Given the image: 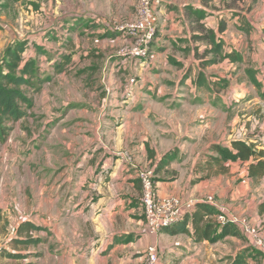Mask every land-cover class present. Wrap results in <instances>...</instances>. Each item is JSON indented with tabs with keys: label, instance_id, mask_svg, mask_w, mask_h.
<instances>
[{
	"label": "rangeland",
	"instance_id": "374dc122",
	"mask_svg": "<svg viewBox=\"0 0 264 264\" xmlns=\"http://www.w3.org/2000/svg\"><path fill=\"white\" fill-rule=\"evenodd\" d=\"M193 1L196 0L156 1L154 36L142 46L145 55L138 56L133 51L140 36L133 28L137 0H0V58L10 43L6 31L17 38L36 39L43 49L37 56L40 77H47L41 89L32 95L30 115L14 124L4 147H19L24 156L31 153L30 171L21 166L14 179L11 172L7 173L8 187L1 197L14 200L9 205L12 214L18 209L21 213H33L25 206L33 197L34 175L61 177L65 159L73 162L76 157L93 153L79 171L85 177L84 188H88L97 175L104 176L108 171L101 166L96 174L86 172L93 159H99L95 157L98 152L101 156L110 151L117 158V168L122 161L120 156L126 153L123 165L137 172L138 167L153 168V163L147 165L149 162L143 157L150 152L173 144L190 150L195 138L192 127L204 126L209 119L201 98L218 96L178 80L190 61L189 47H184L189 40L185 20L168 3ZM249 3L250 0H211L208 10L217 14L228 9L244 12ZM63 13L100 18L97 24L91 20L89 27H85L73 18L59 21ZM83 18L89 20L85 15ZM205 22L216 25V19L215 24L210 18ZM28 50L33 52L31 47ZM53 50L71 54L70 63L61 72L51 65L53 59L59 58ZM193 70L195 66L191 77ZM223 70L220 64L207 68L217 78L224 76ZM194 117L200 119L192 121ZM187 149L183 150L189 156ZM142 150L144 154L140 153ZM96 196L93 191L87 198L95 200ZM140 199L141 188L133 195L135 210L124 214L115 209L110 220L99 217L100 224L87 212L81 217L71 214L65 218L58 211L50 209L48 216L40 209L34 213V222L44 227L46 220L52 223V229L31 232L30 236L38 235L42 240L30 245H13L10 240L16 236L17 224L5 213L0 223L1 256L11 251L29 254L19 259L5 258L1 264H147L144 249L136 243L137 237L141 243L144 237L137 234L143 226L139 220L145 221ZM9 227L14 229L13 233H8ZM240 243L242 237L230 235L213 243L206 241L197 256L189 254L186 264H232L239 254L247 257L244 264H261L253 251L239 247Z\"/></svg>",
	"mask_w": 264,
	"mask_h": 264
},
{
	"label": "crops",
	"instance_id": "0c3cea01",
	"mask_svg": "<svg viewBox=\"0 0 264 264\" xmlns=\"http://www.w3.org/2000/svg\"><path fill=\"white\" fill-rule=\"evenodd\" d=\"M199 1L196 0L188 4L199 5ZM181 5L176 4L173 6H177V9L174 10L179 11L181 17H183ZM155 6L154 4V8ZM249 6L248 10L244 12L242 10L238 11L239 14L234 16H228L227 10L218 14L212 12V15L205 19H213L214 24L216 19V25L206 24L205 19L203 20L207 27L215 30L219 19L224 20L226 29L221 35L224 38L225 46L221 52L226 49L228 52L231 50L239 51L243 56V60L241 62H231L225 58L206 66L205 72L208 74V78L200 86L193 83V78L197 72L198 59L192 54V46L197 45L198 51H200L206 44L192 42L190 35L187 33V28L185 29L186 38L189 41L184 47H189L188 54L190 59L186 69L189 67L192 70V67L195 66V70H193L195 74L191 77V71H189L187 78L184 77L182 79L180 77L178 79L179 83H181L182 79L184 80V85L201 90L207 89L209 93L218 96L201 98L209 119L204 126L197 124L192 127L191 132L195 134V138L192 143L193 146L189 148L190 150L182 148V144L180 148L177 144H173L172 147L167 146L162 151L150 152V155L146 154L143 157L146 162H149L147 165L151 166L150 164L153 163L152 169L157 167L155 171L153 170L155 196L157 198L177 196L183 201L198 200L210 203L225 215V221L237 226L238 236L242 237V243H240L239 247L248 245L254 248L253 239L255 237L264 239V211L261 210L259 205L264 200V175L249 176L247 171L248 161L243 163L217 161L213 158L216 153L208 151V147L212 142L228 144L231 139L238 138H250L257 148L264 149V0H250ZM207 8L209 9L210 7L207 6ZM237 20L239 22H236ZM6 32L8 33V42L17 39L16 35ZM217 64H220V67L224 69L222 72L224 76L220 77H226L229 82L228 86L222 90H219L217 86H213L208 81L210 78L213 80L221 79L216 76L212 77L209 74L210 72H207L209 66ZM246 69L253 70L255 78L262 83V87L257 88L249 80ZM211 86L213 88L209 89L208 87ZM198 119L200 118L194 117L192 121H197ZM0 146H2L0 148V223L6 213L9 216V220L16 221V228L25 220L39 225L34 222L36 218L34 213L42 209L45 214L50 216V209H52L55 212L58 211V215H64L65 218L71 216V214L81 217L84 212H87L92 219L95 218L97 223L100 224L98 218L103 217L110 220L111 211L115 209H118L119 213L124 214L135 210L132 205L133 195L138 193L140 189L137 172H133L130 168L123 165L126 153L120 156L122 161H120L117 168V162L115 161L117 158L111 155L110 151H105L101 156H99V152L96 154L95 157L99 159H93V163L88 165L86 172L96 174L98 167L101 166H106L108 171L104 176L97 175L95 183H88V188H84L85 177L80 175L79 171H81V167L85 166V159H92L93 153L76 157L73 162H68L65 159L62 164L63 175L59 178L50 176L39 178L34 175L33 179L36 185L31 189L33 197H31V202L25 206V209H30L33 213H26L25 210L21 213L18 209L16 211L18 217H16V214H12V211L9 210V205H12L14 200L12 198L4 200L1 195L5 193L4 188L7 191L9 172H11L14 179L21 166L26 167L30 171L29 161L31 153L27 152L26 156H24V151L19 147L6 150L4 149V147H7L6 141ZM178 148L179 151L176 150ZM183 149H187L191 155L186 156V150ZM166 152H170L169 154L172 158L168 162L164 161L158 164ZM140 153L144 154V150L140 151ZM140 158L142 160L141 156ZM32 169L37 172L35 168L32 167ZM93 191L97 194L95 200L87 198V195L92 194ZM111 194H113L112 198H114L112 200ZM141 215V213H137V216ZM211 217L214 220V216ZM142 223L141 232L137 234H144V237L142 243L137 237L136 243L144 249V252L148 245H154L158 253V264H186L189 261L188 256L191 252L194 256H197L205 247L206 240L196 241L194 237L187 233H170L165 228L152 234L148 232L145 222L139 220V225H142ZM44 225L45 230L41 231L52 229L51 222L45 220ZM8 231V233H13L14 229L9 227ZM41 231H29L27 234L20 236L16 234V236H12L10 241L14 246L26 245L13 242V238H24L30 236L31 232L39 233ZM79 231H82V229L80 228ZM257 250L260 252L257 258L261 264H264V251L261 249ZM9 253L25 254L23 257L29 254V252L12 251L3 253L2 256L0 254V264L1 260L5 258H13L8 255ZM191 260L194 259L191 258Z\"/></svg>",
	"mask_w": 264,
	"mask_h": 264
},
{
	"label": "trees",
	"instance_id": "16d2710c",
	"mask_svg": "<svg viewBox=\"0 0 264 264\" xmlns=\"http://www.w3.org/2000/svg\"><path fill=\"white\" fill-rule=\"evenodd\" d=\"M209 2L211 0H200L199 5L186 3L180 6L183 9V19L185 20V26L191 41L206 44L200 51H198L197 45L192 46V54L198 58L197 72L193 78V83L197 86L203 85L206 78H208V74L205 72L206 66L225 58L231 62H241L243 60V56L239 51L231 50L228 52L226 49L221 52L225 46L224 38L221 35L226 29L224 20L219 19L216 30L207 27L203 22L206 17L212 15V12L207 8ZM168 6L177 9V6H173L170 3ZM249 8L250 6L246 10ZM236 14H239L236 10H227L228 16ZM84 15L89 20L83 18ZM67 18H73L78 24L89 27L90 21L92 20V23L97 24L100 16L63 13L58 20L64 21ZM42 32L45 33V30ZM29 47L33 49V52H28ZM53 51L57 53L59 58L53 59L51 65L56 71L61 72L70 63L71 54L64 53L62 50ZM39 53H43L42 45L36 39L28 36L13 39L2 52L0 58V145L7 140L13 130L14 124L30 115L29 111L33 107L32 95L38 92L41 89V84L47 80V77H40L41 69L39 60L37 59ZM189 71H191V68L188 67L182 75V79L184 77L187 78ZM246 73L249 80L257 88L262 87V83L255 78L252 69H246ZM208 81L213 86H217L219 90L225 89L229 83L225 78L219 80L210 78ZM208 88L211 89L213 87ZM208 151L216 153V156L213 158L217 161L241 163L248 161L247 171L249 176L264 175V149L257 148L250 138L231 139L228 144L212 142L208 147ZM169 153L166 152L158 164L170 161L172 156ZM156 168L152 170L155 171ZM259 205L261 210L264 211V200ZM217 213H219V210L210 203L196 201L192 211H184L178 221L164 228L170 233H187L194 237L196 241L206 240L212 243L227 235L238 236L239 231L235 224L229 221L218 223L215 220ZM211 216H214V220ZM41 230H45V228L25 220L17 226L16 234L20 236L27 234L29 231L38 232ZM14 241L29 245L38 243L40 238L31 236L24 238L16 237L13 238ZM244 248L248 249L249 253L253 251L254 255H260L259 250L257 248L254 249L255 247L252 248V246L247 245ZM8 255L13 258H21L25 254L9 253ZM246 258L245 255L239 254L232 260V264H244L246 263Z\"/></svg>",
	"mask_w": 264,
	"mask_h": 264
},
{
	"label": "built area",
	"instance_id": "2783aa9c",
	"mask_svg": "<svg viewBox=\"0 0 264 264\" xmlns=\"http://www.w3.org/2000/svg\"><path fill=\"white\" fill-rule=\"evenodd\" d=\"M158 0H137V19L133 26L134 30L140 34L134 47V54L145 55L142 46L147 45L154 36L155 14L154 3ZM137 178L140 181L141 203L144 209L145 226L149 233H156L162 228L170 226L178 221L184 211H192L194 204L198 200H182L177 196H155L154 175L151 167L140 168L137 171ZM218 223L225 221V215L219 212L215 215ZM253 246L264 251V239L255 237ZM3 246L0 243V253ZM147 264H156L158 259L157 249L154 245H148L145 250Z\"/></svg>",
	"mask_w": 264,
	"mask_h": 264
}]
</instances>
